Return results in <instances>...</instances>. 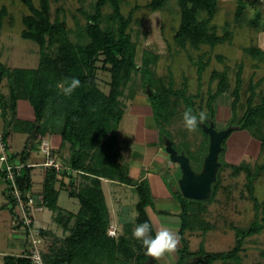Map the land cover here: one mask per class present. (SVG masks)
Listing matches in <instances>:
<instances>
[{
  "label": "trees",
  "instance_id": "16d2710c",
  "mask_svg": "<svg viewBox=\"0 0 264 264\" xmlns=\"http://www.w3.org/2000/svg\"><path fill=\"white\" fill-rule=\"evenodd\" d=\"M30 12L23 18L24 30L22 37L39 46L40 61L36 69L8 68L0 62V108L7 121V130L2 134L6 140L13 131L25 132L31 135L38 125V140L31 137L20 156V163L24 166L18 178L20 190L24 195L31 194L33 188L32 170L27 163L31 159L36 146H40L52 135L62 138L61 150L70 149L68 165L61 172L46 168L43 182V193L36 205L50 210L55 216V222L62 226L70 236L64 241L49 232H41L42 238L52 237L47 252H43L44 264H149L157 258L148 257L142 243L136 240L133 233V224L124 225V232L116 237L109 234L112 218L103 190V180L131 185L130 166L123 165V148L118 131L126 114L121 102L124 88L139 72L137 64V46L132 40L128 29L130 19L121 12V0H98L94 6V13L87 14V23L82 32L84 43H74L70 37V30L66 21L57 18L51 19L52 0H39L36 6L34 0H20ZM256 8L258 1L239 0L237 15L241 16L247 6ZM168 0H150L148 9L161 12L167 8ZM180 10V25L175 35L176 43L185 48L190 44L198 48L203 44L215 47L229 39V34L223 37L217 35L215 27L209 24L219 11L220 0H177ZM110 6L113 14L104 16V9ZM207 16L203 21L201 16ZM260 16V14H257ZM8 16V9L0 7V23ZM258 16V17H259ZM107 22V26L104 23ZM256 20L253 21V25ZM264 31V27H263ZM250 53L262 55L257 48ZM157 56L146 54L142 72L151 74L150 65L156 63ZM222 60V57H219ZM101 64L102 66H98ZM206 65H198L199 85H201ZM99 70L107 71L111 75L109 93L104 92L98 83ZM80 81L78 87L66 95L64 89L71 83L72 78ZM8 80L9 98L2 93V86ZM154 78L145 86L148 90H155L150 98L160 141L165 144V137L173 141L174 148L179 153H185L191 164L198 162L202 168L209 148V136L203 131L201 123L209 125L216 121V103L218 98L229 93L233 99L231 105L232 119L230 126L236 130H246L261 143V152L264 155V96L257 102V87L251 84L247 93L244 113L240 116V102L242 97L243 78L241 73L236 76V84L232 89L229 75L226 71H213L211 82L217 81L215 91L208 92V98L203 105L198 106L197 95H190L188 85L175 89L171 80L169 85L157 88ZM19 101H28L35 113V122H23L17 119ZM202 102L203 99L201 100ZM199 115L203 111L206 119L198 121L197 129L205 136L201 149L193 152L190 145L177 146L174 136L168 129L175 116L177 106H183ZM11 112V120L7 115ZM113 131L116 133L113 134ZM37 144V145H36ZM225 148V142L223 144ZM225 151V150H224ZM223 151V152H224ZM199 154V155H198ZM220 155L223 166L218 172V181L213 186V196L210 201H195L183 196L178 181L170 182L171 195L180 206L181 228L178 236L181 248L178 249L179 259L176 264H192L198 256L203 258L196 264H214L222 261L233 264L240 260L244 252L247 238L264 231V203H260L255 196V182L259 172L264 170V164L252 168L249 164L238 166L229 165ZM202 155V156H200ZM15 156L10 155L12 161ZM194 159V161L192 160ZM231 168L233 176L238 177L245 173L248 178L247 189L250 199L254 202L257 211L262 209V218L257 216L255 222L246 230L236 228L238 240L236 247L228 253L205 254L191 252L189 241L185 237L187 229L190 232L205 229L203 216L208 212V205L215 201L222 189V172ZM256 169L259 172H256ZM197 170H200L199 168ZM0 173V177L2 178ZM77 177L82 179L80 188L76 187ZM62 178L69 179L70 197L80 203L78 213L67 212L59 206L60 188L66 187ZM180 178V171L179 176ZM169 182V181H167ZM176 187V188H175ZM139 196L136 205V225L145 221L151 225L150 235L155 236L156 230L148 214V208H153L154 201L150 182L143 177L135 186ZM12 213L15 215V201L8 192ZM26 200V198H25ZM160 215L166 212L157 211ZM73 222V224H72ZM210 229V228H209ZM242 260V259H241ZM241 262V261H240ZM4 264H33V261L23 256H7Z\"/></svg>",
  "mask_w": 264,
  "mask_h": 264
},
{
  "label": "rangeland",
  "instance_id": "374dc122",
  "mask_svg": "<svg viewBox=\"0 0 264 264\" xmlns=\"http://www.w3.org/2000/svg\"><path fill=\"white\" fill-rule=\"evenodd\" d=\"M97 1L52 0L51 19L55 21L59 18L61 21H66L70 30V39L74 43H84L85 40L81 31L87 23L85 15L94 13V6ZM238 1L220 0L219 11L209 24L210 28L215 27L218 36L223 37L229 34V39L226 42L215 47L210 44H203L194 48L188 44L185 48H181L175 41V35L180 25V10L177 0H168L167 8L161 12H153L148 9L147 5L150 0H121V12L131 20L128 32L137 46L139 72L133 74L132 80L124 88V95L120 99L126 109V114L120 125L118 135L122 142L123 165L135 168H142L144 165L141 170L142 173L137 176L135 171L132 179L139 182L143 177L148 178V180H156L155 176H159L165 182V187L162 189L170 195L167 193L163 195L161 192L157 196L152 192L154 206L147 210L156 232L167 227L177 239V245L173 251L157 258L159 264H176L179 259L178 249L182 246L178 236L181 228L179 218L181 210L177 200L171 195L170 187L174 183L169 185L171 181L177 182L179 180V167L171 162L165 144L160 141L153 109L149 101L153 95L149 96L151 93L149 94L145 86L152 78L157 80L155 81L157 88L167 87L171 80L175 89L183 88L184 83H187L190 95H197L199 91L201 92L196 102L200 106V103L205 104L208 92L210 90L215 91L217 88V81L211 82L213 71H226L232 89L235 87L237 74L241 73L243 78L240 116L245 111L246 100L249 95L247 91L251 84L256 85L257 102L260 101L264 96V0H249L251 3L258 1L259 6L254 8L249 4L241 16L237 15ZM34 2L36 6H39V0H34ZM0 7L8 9V16L0 23V62L12 69H36L40 61L39 46L22 37L23 18L30 12L20 0H0ZM112 14L113 9L110 6L104 9L105 17ZM201 19L205 21L207 16L202 15ZM255 20L256 24L253 25ZM107 24L105 22L104 26ZM253 48L262 51V55L250 53L249 50ZM146 54L158 57L157 62L150 65L151 74L142 72ZM219 57H222V60H219ZM199 64L206 65L201 85H199L198 79ZM98 66L101 67L102 65L99 64ZM97 78L100 88L109 93L110 73L99 70ZM8 88V80L6 79L1 88L6 98H9ZM151 91L153 94L155 93L154 89ZM202 99L204 102L201 101ZM232 101L229 93L218 98L216 103V129L218 131L230 127ZM184 112V105L177 106L175 116L168 129L173 134L177 146L188 144L190 150L196 152L201 149L205 136L197 129V126L193 130H189L185 126ZM6 118L8 121L11 120V112ZM6 130L7 121L0 108V133L3 134ZM13 132L12 138H9V142L12 143L11 151L21 153L26 137L17 134L16 131ZM153 142L159 143L162 152L165 154H155L157 149L148 146ZM222 153H224L222 159L229 165L238 166L245 163L256 168L258 165L264 164L261 143L251 135V132L246 130L235 129L231 132L225 140V151ZM69 156L70 149L66 148L54 153V157L58 158H56L57 161L63 167L68 165ZM32 157L30 162L35 164L32 176L35 186H38L43 181L46 170L44 164L47 162V156L37 145ZM192 160L194 161L193 158ZM193 165L196 171L202 169L198 162L194 161ZM198 168L200 170H197ZM256 172L259 171L256 169ZM62 179L67 183L65 184L66 187L60 188L58 204L65 213H78L80 203L77 199L70 197L68 193L70 190L69 179ZM222 180L221 191L215 201L208 205V212L203 216L206 230H197L192 233L189 229L185 231L191 252H200L202 256V251L205 254L232 251L238 240L236 228L246 230L256 221L257 216L262 218V209L257 211L254 202L250 199V193L247 189L248 178L245 173L234 177L232 169L226 168L222 172ZM81 182L82 179L77 177L76 187L80 188ZM102 182L112 218L109 229L110 236L121 235L124 232V225L127 223L133 224L134 231L137 226L136 205L139 201L135 186L105 179ZM166 195L167 197H165ZM255 196L260 203H264V170L259 172L256 179ZM160 210L166 212L167 215H160L157 212ZM4 216L10 217L9 211L4 213ZM8 217L5 220H9ZM54 218V214L48 209L42 213L36 212L34 216L35 229L40 234L43 231L49 232L64 241L70 236V233L65 232L64 228L56 223ZM5 220L3 223V220L0 219V250L7 248L3 240H7L9 237L12 239L13 236L7 229ZM42 239L43 244L40 247L43 253L47 252L53 239L50 236ZM243 247L244 252L240 255V260H234L233 264H264V231L247 238ZM8 253L11 254L12 252ZM25 254L26 252L22 256L24 257ZM196 256H198L196 257L197 261L192 264L204 260L201 256ZM214 264L225 263L219 261Z\"/></svg>",
  "mask_w": 264,
  "mask_h": 264
},
{
  "label": "crops",
  "instance_id": "0c3cea01",
  "mask_svg": "<svg viewBox=\"0 0 264 264\" xmlns=\"http://www.w3.org/2000/svg\"><path fill=\"white\" fill-rule=\"evenodd\" d=\"M17 119L20 120V121H23V122H35L34 109L32 108V106L30 105V103L28 101H19L18 102ZM13 133H11V135H10L11 138H12V134ZM0 134H2V133H0ZM17 134H21V135L26 137V138H24L25 140H24V146L22 147V151H21V153H22L23 150L25 149L26 145L28 144V139H29L28 135L29 134H27L25 132H22V131L21 132H17ZM29 137H31V135H29ZM46 141L51 145L54 153H57L58 151L61 150V144H62L61 136L52 135ZM156 142H153L152 144H150L148 146L152 147L153 149H157L155 154H158V153H160L162 155L165 154V153L162 152L159 143H156ZM11 146H12V143H10L9 154L11 156H15L14 159L12 160L13 164L22 165L20 163V156H19L21 153L12 152L11 151ZM66 149H69V148L66 147ZM32 156H33V154H32ZM32 158L33 157H31V159ZM30 160L28 161L27 164L30 167H33V170H34L35 164L31 163ZM143 166H142V168H143ZM44 168L46 169V167H44ZM142 168H140V167H136V168L135 167H130V177L131 178L133 177V173H135V171L137 172L136 175L139 176L142 173V171H141ZM45 172H46V170H45ZM45 172H44L43 181L38 186H35V181H34L33 176H32L33 188H32L31 195L34 196L36 202L40 201L41 198H42L43 182H44V178H45ZM155 179L156 180H152L151 179L152 181L149 179L151 190H152L153 194L155 193V195H157V196H158V194L160 195L161 192H162L163 195H165L166 193L168 194L167 191L162 189V187H165V184H164L165 182L162 179H160L159 176H155ZM65 183H67V181ZM8 192L9 191H8L7 184L5 183L3 178L0 177V219H2L3 223H4L5 218L8 217V216L5 217L4 213L9 211L10 217H8L9 220H5V224L7 226V229L11 232V234H13L12 239H9L10 238L9 237L7 240L6 239L3 240V242L6 243L7 248H5L3 250H0V264H4L5 258L7 256L21 257L26 252V250L28 249V244H29L28 240H27V236H26L24 230L21 229L19 226H16V221H15L16 218H15V215H13V213L11 211L12 205H11V201H10ZM165 197H167V195ZM45 209L46 208H43V207H40L39 205H36L35 213L36 212L37 213H42ZM8 252H12V253L10 254Z\"/></svg>",
  "mask_w": 264,
  "mask_h": 264
},
{
  "label": "water",
  "instance_id": "95a60500",
  "mask_svg": "<svg viewBox=\"0 0 264 264\" xmlns=\"http://www.w3.org/2000/svg\"><path fill=\"white\" fill-rule=\"evenodd\" d=\"M149 96L153 95L151 90ZM203 131L209 136L208 154L205 157L202 169L196 171L191 160L185 153H179L173 146V141L165 137L166 152L169 154L173 164L178 165L180 178L178 180L180 191L183 196L195 201H208L213 196V186L218 181V172L223 164L220 162V155L225 150L223 144L229 134L235 130V127L230 126L225 130L218 131L215 122H210L209 125L201 123ZM38 125L31 133L33 141L38 140ZM116 131H113V134ZM138 181H133V185L137 186ZM149 264H156L151 261Z\"/></svg>",
  "mask_w": 264,
  "mask_h": 264
},
{
  "label": "built area",
  "instance_id": "2783aa9c",
  "mask_svg": "<svg viewBox=\"0 0 264 264\" xmlns=\"http://www.w3.org/2000/svg\"><path fill=\"white\" fill-rule=\"evenodd\" d=\"M10 142L0 134V173L8 186L10 196L15 201V221L16 225L24 230L29 247L26 251L25 258L33 261V264H44L41 245L43 239L40 232L35 229V209L36 200L31 194L24 195L19 188L18 178L22 174L23 165H16L10 160ZM40 150L46 154L47 162L44 166L48 169H54L61 172L64 168L54 157V152L51 145L44 141L40 146ZM26 198V200H25Z\"/></svg>",
  "mask_w": 264,
  "mask_h": 264
},
{
  "label": "clouds",
  "instance_id": "9594fccd",
  "mask_svg": "<svg viewBox=\"0 0 264 264\" xmlns=\"http://www.w3.org/2000/svg\"><path fill=\"white\" fill-rule=\"evenodd\" d=\"M80 84L79 79L72 78L71 83L64 89L66 95H71V93ZM206 119V115L203 111L199 115L193 114L191 110H186L183 113V121L185 126L189 130H193L197 125L198 121H203ZM151 225L149 222L145 221L138 224L132 235L133 237L142 243L145 249V254L148 257L159 258L165 253L171 252L175 249L177 245L176 236L167 227H163L161 230L156 232L155 236L150 235Z\"/></svg>",
  "mask_w": 264,
  "mask_h": 264
}]
</instances>
